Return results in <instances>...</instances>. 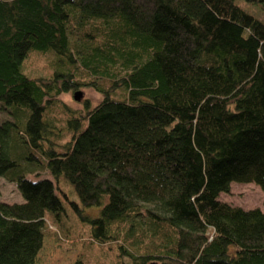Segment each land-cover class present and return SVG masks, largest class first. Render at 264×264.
Returning <instances> with one entry per match:
<instances>
[{
  "label": "trees",
  "instance_id": "16d2710c",
  "mask_svg": "<svg viewBox=\"0 0 264 264\" xmlns=\"http://www.w3.org/2000/svg\"><path fill=\"white\" fill-rule=\"evenodd\" d=\"M84 88L101 100L59 99ZM0 113L22 199L0 201V264H35L70 217L78 264H264V198L221 199L264 192V22L234 0H0ZM27 153L78 202L30 180Z\"/></svg>",
  "mask_w": 264,
  "mask_h": 264
},
{
  "label": "rangeland",
  "instance_id": "374dc122",
  "mask_svg": "<svg viewBox=\"0 0 264 264\" xmlns=\"http://www.w3.org/2000/svg\"><path fill=\"white\" fill-rule=\"evenodd\" d=\"M235 4H237L240 8H242L247 13L253 15L260 21L264 22V5L263 4H253L247 2L245 0H234ZM82 92V97L79 101H75L73 99V92H66L59 96V99L75 110H84L88 107H92L97 104L102 96L100 93L96 92L91 88L80 89ZM87 101V104L85 102ZM7 116L4 113H0V124L7 120ZM25 156L29 157V159H24L22 162L28 169L35 170L39 176L34 174H27V177L30 180H36L37 178H46L51 180L54 184L58 185V189L56 193L63 199L64 202L66 200L63 198L62 192L67 195L69 200L78 202L77 197L71 193L70 186L65 183L62 179L56 181L54 176L49 172L47 168L41 165L39 162L30 157V153L25 154ZM34 157H40L44 159V155L40 153V151H35ZM10 157L14 160L15 157L11 155ZM264 198V192L255 184H238L232 183L230 185V193L227 195H222V200L230 203L234 206L241 207L243 209H252V208H262V201ZM0 201L13 203L22 201L16 187L14 184L8 183L4 179H0ZM68 205V206H67ZM65 205L66 214H70L69 207L70 204L67 203ZM64 206V205H63ZM100 207H90V208H82L81 215H87L90 218H93ZM67 222L63 226L61 225V229L58 228L53 223L47 227L45 231V236L43 239L42 248L36 258L35 264H78L79 259L84 260L80 255V250L82 249V245H79V241L73 240L70 237H66L65 235H69L70 231L72 236H74L75 232L82 231L83 229L80 227L79 223L74 218L66 219ZM80 222V221H79ZM88 225H90L87 221H85ZM65 234V235H64ZM81 238V237H79ZM92 249V248H91ZM93 255L96 258L102 260V264H110V261L106 255L104 256H96V250H93ZM124 261V260H123ZM92 263V262H90ZM127 264L128 261L125 260ZM87 264V263H86ZM117 264V261L115 262ZM130 264V263H129ZM151 264V263H149ZM159 264H165L164 261Z\"/></svg>",
  "mask_w": 264,
  "mask_h": 264
},
{
  "label": "water",
  "instance_id": "95a60500",
  "mask_svg": "<svg viewBox=\"0 0 264 264\" xmlns=\"http://www.w3.org/2000/svg\"><path fill=\"white\" fill-rule=\"evenodd\" d=\"M81 97H82V92L81 91H75L73 93V99L75 101H79L81 99Z\"/></svg>",
  "mask_w": 264,
  "mask_h": 264
},
{
  "label": "bare ground",
  "instance_id": "6f19581e",
  "mask_svg": "<svg viewBox=\"0 0 264 264\" xmlns=\"http://www.w3.org/2000/svg\"><path fill=\"white\" fill-rule=\"evenodd\" d=\"M151 264H153V263H151Z\"/></svg>",
  "mask_w": 264,
  "mask_h": 264
}]
</instances>
